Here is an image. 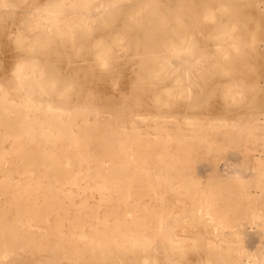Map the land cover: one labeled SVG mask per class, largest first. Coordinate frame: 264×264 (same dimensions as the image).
I'll list each match as a JSON object with an SVG mask.
<instances>
[{
  "label": "bare ground",
  "instance_id": "obj_1",
  "mask_svg": "<svg viewBox=\"0 0 264 264\" xmlns=\"http://www.w3.org/2000/svg\"><path fill=\"white\" fill-rule=\"evenodd\" d=\"M17 1L25 0H0V15L8 12ZM213 3L215 6H212ZM189 6L193 7L192 12L185 13ZM25 15L24 24L29 32L26 38L32 37L33 41L30 45L42 46L53 36L60 37L67 55L62 53L67 61H71L66 51L68 48L72 55L76 50L82 55L89 50L95 56L91 65L99 72L111 69L115 59L113 48L125 50L129 47L123 45L124 28L115 31V28L124 25H118L122 22L121 18H128L132 36L138 39L136 43L149 53L145 64L148 65L147 76L153 77L134 88L136 110L140 108L139 100L146 97V93L156 90L159 83L168 77L174 78L170 87L155 93L158 105L150 106L151 111L144 108L145 113L133 114L128 122H124L123 113L113 123H107L100 120L101 110L94 106H59L58 99L67 91L66 86L63 92L56 88L54 80L59 75L51 73L46 77L38 66L42 60L38 56L21 59L14 69L19 101L11 99L0 88V143L8 141L4 136L7 135L17 144L12 147L13 156L9 158L8 151L0 147V188L3 189L0 196L10 199L6 205L0 200L1 245L6 246L17 236L29 234L28 223L43 220L46 210L56 212L59 222L54 229L61 235L64 226L62 213L69 208H73L78 219H84L72 226L69 241L83 243V239L88 238V249L78 255L91 258L115 261L137 251L149 253L156 245L161 248L160 254L170 257L166 264H183L172 262V258L186 254L185 244L195 241L188 233L197 225L204 227L209 234L207 244L215 248L223 243H251L264 238V168L261 167V158L253 154L255 165L242 161L235 173L231 170L230 161L239 160V157L228 155L227 161L220 165L216 156H212L194 170L190 163L200 156L193 155L197 150L190 144L192 138L184 136L180 126L182 122L192 126L191 118L185 111L177 117L164 114L169 109L160 103L163 96H176L183 99L178 100L179 103H188L195 78L212 89L213 79L208 69L201 70V67L218 68L223 61L221 47L216 49L215 61L203 60L208 56L205 53H194L195 44L182 29L190 22H182L176 28H165L157 38L145 37L157 32L159 18L178 17L195 18L200 34L211 36L212 32H217L216 39L219 41L221 32L229 33V29L224 30L221 26L214 29L209 20L234 15L264 19L263 5L256 0H46ZM9 29L8 33H13ZM107 36L114 40L110 45L104 43ZM118 59L131 63L129 54ZM231 61L243 62L244 59L236 56ZM223 74L219 72V75ZM235 92L229 89L225 94ZM137 116H140L138 118L145 124L144 127L136 126L134 118ZM79 120L87 123V134L77 125ZM172 122L179 127L178 138L173 137V129L169 128ZM217 125H220L219 121ZM253 128L256 133L264 132V117H258ZM173 140L178 144L172 145ZM54 145L58 147L54 149ZM68 145L77 149L72 156L66 152L65 146ZM199 148L207 154L211 153L210 146ZM69 166L76 171L65 185L76 187V191L59 190L55 182L45 187L40 182H32L34 174L41 178L64 177L70 172L67 171ZM203 172H208L214 180L209 184L211 191L220 187L222 181H228L235 194L219 197L216 194L214 198L196 179ZM14 174L24 176V182L16 180ZM251 174L253 177L249 178ZM81 180L86 181L84 186ZM83 187H89L92 193L99 196V204L91 207L87 216L80 212L90 208L87 201L79 206L72 202L68 207L60 197L65 192L64 196L73 201L76 195H82L79 190ZM220 204L227 207L225 214L219 212ZM101 206L113 209L103 221L97 216ZM120 208H124V212L118 218L117 210ZM7 209L15 212L11 216L12 225L8 223ZM187 212L192 216L178 219ZM86 224L94 225L93 234L84 233ZM38 251L40 253L43 249ZM216 252L223 256L221 251ZM235 253L236 258L231 264H264V257L258 260L254 254L242 250ZM261 253L264 255V251ZM138 260L133 264L147 262L142 257ZM205 264L212 262L208 260Z\"/></svg>",
  "mask_w": 264,
  "mask_h": 264
},
{
  "label": "rangeland",
  "instance_id": "obj_2",
  "mask_svg": "<svg viewBox=\"0 0 264 264\" xmlns=\"http://www.w3.org/2000/svg\"><path fill=\"white\" fill-rule=\"evenodd\" d=\"M45 1H17L8 12L0 15V88L3 92L11 99L16 101L18 99L19 101L17 84L14 80V69L21 59L27 56L30 58L38 56L42 58L38 66L45 72L46 77L51 73L59 75L54 80L57 90L63 92L64 87H67V91L57 101L58 105L63 108H72L76 105H85L88 108L94 106L101 110L100 120L102 122L113 123L123 113L125 114L124 122H128L132 119L133 114L145 113L144 108L150 110V106L158 105V101L154 98L155 93L159 92L160 89L163 91L170 87L174 77H168L166 81L159 83L156 90L146 93V97L141 98L138 102L140 108L138 110L135 109L134 88L141 82L149 81V78L152 80L153 77L147 76L148 65L145 64V60L149 56V53L145 47H140L136 43L138 39L132 36L133 31L130 28L128 18H121L122 22L118 25H122L123 23L124 25L115 28V31L118 32L124 28L122 30V34L125 36L123 45H128L129 47L125 50L113 48L115 59L112 62L111 69L99 72L91 65V60L95 56L89 50L85 52V55H82L78 50L72 55L70 48H68L66 51L71 61H67L64 58L66 52L61 46L62 39L60 37L52 35L53 38L44 42L42 46L30 45L33 41L32 37L26 38L29 32H27L28 28L24 24V20L26 19L24 18L25 14L32 8L41 6ZM256 1L264 6V0ZM212 6H215V3ZM192 10L193 7L189 6L186 8L185 13L192 12ZM182 22H190L189 25L182 29L186 30L185 35L191 36L192 42L195 44L193 48L194 53H205L208 56L202 58L203 60L209 59L215 61V52L217 47L220 46L221 59L223 60L218 68H208L206 65L201 67V70L208 69V73L211 79H213L214 85L212 89H209L201 79L195 78L191 85L192 91L189 94L188 103H179L178 100L183 99H177L176 96H163L164 98L160 102L166 105L165 108L169 109L164 114L177 117L179 113L185 111L191 118L190 124L192 126H186L183 122L180 124L183 135L190 139L192 138L190 144L197 150L193 155L200 156L193 159L195 160V164L192 160L193 162L191 161L190 165L196 170L197 166L206 163V160L212 156H216L218 164L221 165L227 161L228 155H236L239 157V160L230 161L231 170L236 173L238 171V164L242 161H246L250 166H254L255 160L253 154H257L263 162L261 167L264 168V132L256 133L255 128H253L255 120L258 117H264V19L242 18L239 15H234L231 18H214V20H209L208 23L214 29L216 26L218 28L220 26L224 27V30L229 29V33L223 34L221 32V39L218 41L216 39L217 32H212L211 36H207L205 33L200 34L196 29L195 18H159L157 32L154 35L147 34L145 37L157 38L161 33H164L165 28L171 26L176 28ZM8 27H10L9 30L13 33H8ZM113 41L111 36H107L104 43L110 45ZM127 54L131 55L130 64L118 59ZM236 56H240L244 61H231ZM84 57L87 60H83ZM218 71H222L224 74L219 75ZM229 89L232 92H236L229 95L225 94ZM154 114L159 113L154 112ZM138 117L140 116L134 118L137 121L136 126L144 127L145 124ZM217 121H219L220 125H217ZM77 125L81 126L82 130L87 129L85 121L79 120ZM125 126L127 127L126 123ZM169 128L173 129V137L178 138L177 132L179 127L177 123H170ZM86 129L84 130L85 134L88 133ZM191 129H194V131H190ZM190 134H194L195 136L190 137ZM4 136L8 141L0 143V147L8 151L9 158L13 156L12 147H15L17 144L13 140L11 141L9 136ZM176 144L178 143L173 140L172 145ZM204 145H207L208 148L210 146L211 153L207 154L205 153L207 151L204 152L203 148H199ZM53 147L56 149L58 145H54ZM65 149L70 156L77 150L74 145L65 146ZM8 162L11 163L12 161L9 159ZM67 171H70L67 174L68 176L57 177L55 179L48 177L41 178L37 174H34L32 182H40L42 187H45L50 182H55L54 184L59 190L72 189L76 191V187L73 188L65 185L76 169L69 166L67 167ZM13 177L20 182H24L25 180L24 176H19L18 174H14ZM251 177H253L252 174L249 178ZM196 179L201 182L207 191L212 193L214 198H216V194L218 197L235 194L231 191V185L228 181H222L220 187L211 191L209 184L213 183L214 180L210 174L208 175V172L197 175ZM85 182V180L80 181L82 186L85 185ZM79 191L82 195H76L73 201L64 196L63 193L65 192L60 194L61 200L68 207L72 202L79 206L82 202L87 201L90 208L83 209L80 212L84 216L90 215L91 207L99 204V196L97 193H92L89 187H83ZM1 193H3L2 188H0ZM0 200L3 203L5 202V205L6 202L10 201V199L2 196H0ZM187 206L189 210V203ZM111 210L113 209L101 206L97 211V216L103 221ZM157 210L160 211L159 208ZM218 210L223 214L228 211L227 207H224L223 204L219 205ZM123 212L124 208L117 210V217H122ZM7 214L8 223L12 225L13 220L11 216L15 212L9 210ZM62 216L64 226L61 235L57 234L54 229L59 222L56 212L46 210L43 220L28 223L29 227L27 229L29 230V234H18L19 236L9 241L6 246L0 244V264H133L140 257L142 259L146 258V264H166L168 262L167 259L170 258L169 256L160 254L161 248L156 245L149 253L137 251L135 254H129L115 261L101 257L91 258L88 255H78L82 250L85 252L88 249V238H84L83 243L77 240L70 242V232L72 226L77 221H83L84 219H78L73 208L65 210ZM191 216V213L187 212L181 214L178 219L181 220L183 217ZM94 231L93 224L85 225L84 233L91 235ZM188 235L195 238V241H188L185 244L186 254L174 256L172 262L205 264L209 260L212 264H231V261L236 258V253L234 254V252L239 250L254 254L253 256H256L258 260L264 257L261 253L264 251V238L254 240L251 243L248 241L232 244L223 243L221 246H216L215 248V246L207 244L206 240L209 234L204 230L202 225H197L191 229ZM41 248L43 251L39 253L38 249ZM216 251H221L223 256L217 255ZM253 256L251 255V257Z\"/></svg>",
  "mask_w": 264,
  "mask_h": 264
}]
</instances>
